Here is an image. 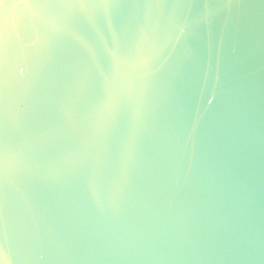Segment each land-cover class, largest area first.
Returning <instances> with one entry per match:
<instances>
[{
    "label": "water",
    "instance_id": "obj_1",
    "mask_svg": "<svg viewBox=\"0 0 264 264\" xmlns=\"http://www.w3.org/2000/svg\"><path fill=\"white\" fill-rule=\"evenodd\" d=\"M2 264H264V0H0Z\"/></svg>",
    "mask_w": 264,
    "mask_h": 264
},
{
    "label": "snow or ice",
    "instance_id": "obj_2",
    "mask_svg": "<svg viewBox=\"0 0 264 264\" xmlns=\"http://www.w3.org/2000/svg\"><path fill=\"white\" fill-rule=\"evenodd\" d=\"M6 30V26L4 23H0V34H2L4 31ZM2 244H3V241L0 240V252H2ZM0 264H2V261H0Z\"/></svg>",
    "mask_w": 264,
    "mask_h": 264
}]
</instances>
